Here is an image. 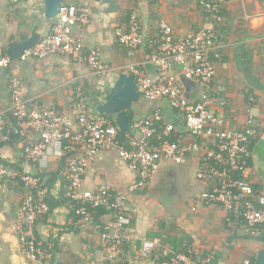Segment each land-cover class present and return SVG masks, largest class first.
<instances>
[{
  "label": "crops",
  "instance_id": "0c3cea01",
  "mask_svg": "<svg viewBox=\"0 0 264 264\" xmlns=\"http://www.w3.org/2000/svg\"><path fill=\"white\" fill-rule=\"evenodd\" d=\"M45 1L0 0V58L13 57V43L21 44L34 34L41 39L51 34L56 20H46ZM202 1L112 0L116 13L108 14V7L95 0H66L65 6H90L89 24L75 27L74 32L83 43L84 55L95 54L110 74L97 78L85 63L66 55L44 60L13 58L8 75L0 74V116L10 109L9 79L15 75L28 85V105L70 115L76 97L82 96L88 101L91 116L97 117V99L108 91L119 73H128L130 65L149 53V41L151 45L156 43L160 22L170 24L177 37L213 28L220 34L221 47L215 58L217 74L207 90L211 110L224 130L243 129L250 119L260 130L261 134L249 145L247 180L256 195L264 197V0H213L221 5L218 14L205 10ZM132 15L138 18L146 41L135 58L128 57L116 38L117 31L127 29ZM144 70L149 79L155 80L154 67L145 66ZM171 74L189 101L202 100L204 89L196 81L186 79L178 65ZM156 112L175 125L178 142H192L180 113L166 101L149 102L141 96L127 112L129 134L139 136L134 125ZM21 152L19 144L3 145L0 160L18 167ZM65 159L50 157L43 172L53 178L51 194L55 200L65 192ZM200 169L201 158L197 156L181 164L163 161L159 174L143 190L131 193L130 187L138 176L117 155L103 152L89 164L83 177L84 190L105 185L112 193L126 197L135 239L123 248L125 264H153L162 251L187 252L194 259L210 258L214 264H243L264 250V225L247 233L243 218L237 213L204 201L203 196L212 194L219 183L198 179ZM25 194L21 184L10 182L0 196V264H28L14 231ZM111 221L108 212L99 219L104 226ZM36 237L46 249L47 264H105L100 225L81 220L67 203L38 220ZM153 240L160 241V247L151 261L142 260L143 242Z\"/></svg>",
  "mask_w": 264,
  "mask_h": 264
},
{
  "label": "built area",
  "instance_id": "2783aa9c",
  "mask_svg": "<svg viewBox=\"0 0 264 264\" xmlns=\"http://www.w3.org/2000/svg\"><path fill=\"white\" fill-rule=\"evenodd\" d=\"M244 1V0H240ZM201 5L210 13H219V4L203 0ZM90 22V6H64L51 34L24 52L22 58L44 60L55 55H66L78 63H85L97 78H105L110 69L91 53L84 55L83 43L75 35L77 26ZM156 43L149 53L127 68L133 76L139 95L149 102L166 101L171 109L180 113L192 142L171 141L173 124L168 123L162 132L157 129L163 116L156 112L146 121L138 122L134 129L139 136L126 133L120 141L113 119L103 115L91 116L88 103L79 98L74 102L73 114L64 115L55 109L28 105V85L18 76L9 79L11 106L8 112L15 118V133L20 137L22 162H0V196L9 181L19 182L26 194L19 207V221L14 225L28 264H47V252L36 237L38 220L51 210L46 201L49 189L44 179L37 175L48 168L49 158H67L64 172L67 204L83 221L90 220L88 208H103L112 221L102 228L106 264H124L122 247L134 241L131 230L132 218L127 210L126 197L116 195L102 185L96 190L83 189V177L89 164L100 153H114L127 163L138 178L130 192L143 190L160 172L163 161L181 164L191 156L201 158L198 179L219 183L212 194L203 199L209 204L219 205L226 211L237 213L243 218L247 233L264 225V197L256 195L247 180L246 157L249 145L260 134L250 119L243 129L224 130L222 122L211 110L207 90L217 74L215 58L219 57L220 34L213 28H204L185 36L177 37L167 22H160ZM118 43L128 57L135 58L144 47L145 37L135 15L129 19L127 29L116 32ZM151 43V42H150ZM152 44V43H151ZM13 57L0 58V74L11 67ZM179 66L184 77L196 81L205 91L198 103L189 101L178 79L171 74ZM156 69L155 80L149 79L144 67ZM7 122L0 116V145L12 141ZM130 131V130H129ZM201 143H200V142ZM232 174H239L232 178ZM36 192V194H35ZM74 204H77L76 206ZM160 241H145L141 259L150 260L160 247ZM153 264H213L210 258L194 259L177 255L169 258V252L156 258ZM243 264H252L244 260Z\"/></svg>",
  "mask_w": 264,
  "mask_h": 264
},
{
  "label": "water",
  "instance_id": "95a60500",
  "mask_svg": "<svg viewBox=\"0 0 264 264\" xmlns=\"http://www.w3.org/2000/svg\"><path fill=\"white\" fill-rule=\"evenodd\" d=\"M95 2L107 6L108 14L116 13V6L112 0H95ZM65 4L66 0H46V20H57ZM40 40L41 37L34 34L21 44L13 43V58L21 59L24 52L34 47ZM139 96L133 76L128 73H119L112 85L108 87V91L97 99L95 111L99 115H108L113 118L119 137H123L131 127L127 112L134 103L139 101ZM255 264H264V250L257 254Z\"/></svg>",
  "mask_w": 264,
  "mask_h": 264
},
{
  "label": "trees",
  "instance_id": "16d2710c",
  "mask_svg": "<svg viewBox=\"0 0 264 264\" xmlns=\"http://www.w3.org/2000/svg\"><path fill=\"white\" fill-rule=\"evenodd\" d=\"M219 8H221V5L219 6ZM220 10V9H219ZM130 19V18H129ZM129 19H128V22H127V25H128V23H129ZM145 43H146V41H145ZM149 43H150V41H149ZM144 46H145V44H144ZM150 47H151V49H150V51L153 49V48H155V46H153V45H151V43H150ZM149 51V52H150ZM8 75V71H6L5 72V75ZM79 98H82V96H77L76 97V99L75 100H78ZM83 99L88 103V101H87V99L85 98V97H83ZM94 102H95V100H93ZM93 104V103H92ZM103 116H105V117H107V118H110V116H108V115H103ZM3 119H5V121L7 122V130H10L11 131V138H12V141L10 142V143H8V144H2V145H0V148L4 145H7V146H15V144H17L19 141H20V137L18 136V135H16V133H15V127H16V122H15V118L13 117V115L11 114V113H5L4 115H3ZM169 123V121H167V119L166 118H164L163 117V120H162V122H160V123H158V125H157V129H158V131L159 132H162V130L165 128V126L167 125ZM179 134H178V131H177V129H176V127H175V125H173V132H172V135H171V137H170V140L171 141H179ZM119 139H120V141H124V138L123 137H119ZM183 140H186L185 138H183ZM200 142V141H199ZM201 143V142H200ZM70 157H67L64 161H65V163L68 161V159H69ZM0 162H2V163H5L3 160H0ZM37 175L38 176H40L42 179H44L43 181H44V183H45V186H47L48 187V189H49V193H48V195H47V198H46V201H47V203H48V205H49V207H50V210H53L54 208H56L57 206H60V205H62V204H65V203H67V201H66V199H65V193H66V191L64 192V194H62V196H61V198H57L56 200L53 198V196H52V194H51V185H52V183H53V178H48L47 176L48 175H46V174H44V173H41L39 170H38V172H37ZM49 177H51V176H49ZM239 177V174H232V178H238ZM18 183V184H20L19 182H17V181H9V183ZM215 182H217V181H214V182H212V183H215ZM66 187V186H65ZM75 206L77 205V204H74ZM74 212V211H73ZM88 213H89V216H90V220H91V222L92 221H94V223H96V224H98V225H100V228H101V230H102V228H103V224L101 223V222H99V219L101 218V217H103L104 215H106V213H107V211L106 210H104L103 208H97V209H90V208H88ZM74 214H75V212H74ZM76 215V214H75ZM79 218V217H78ZM244 221V220H243ZM126 245H128V243L127 244H124L123 245V247H122V250H123V248L126 246ZM163 252L164 251H162V252H160V253H158L157 255V258H160L161 259V257L163 256ZM177 255H186V256H190L187 252H184V253H180V254H177V253H169V258H172V257H175V256H177ZM193 258V257H192ZM255 260L256 259H251V262H252V264H255ZM105 264H106V262H105ZM125 264V263H124ZM214 264V263H213Z\"/></svg>",
  "mask_w": 264,
  "mask_h": 264
}]
</instances>
